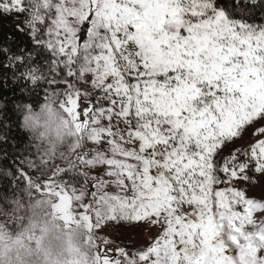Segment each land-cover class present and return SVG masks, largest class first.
<instances>
[{"label": "snow or ice", "instance_id": "6c2138e0", "mask_svg": "<svg viewBox=\"0 0 264 264\" xmlns=\"http://www.w3.org/2000/svg\"><path fill=\"white\" fill-rule=\"evenodd\" d=\"M3 90L0 213L43 197L46 264H264V0H0Z\"/></svg>", "mask_w": 264, "mask_h": 264}, {"label": "clouds", "instance_id": "9594fccd", "mask_svg": "<svg viewBox=\"0 0 264 264\" xmlns=\"http://www.w3.org/2000/svg\"><path fill=\"white\" fill-rule=\"evenodd\" d=\"M29 133L30 143L33 146H46V141H41L38 134ZM61 145H58L59 149ZM59 250L48 239L43 242L42 250H37L27 239V233L22 231L13 234L6 229L0 230V264H46L45 253L55 259Z\"/></svg>", "mask_w": 264, "mask_h": 264}, {"label": "rangeland", "instance_id": "374dc122", "mask_svg": "<svg viewBox=\"0 0 264 264\" xmlns=\"http://www.w3.org/2000/svg\"><path fill=\"white\" fill-rule=\"evenodd\" d=\"M42 86L46 87V85H42ZM66 144H67V141H66ZM66 144L61 145V147L58 149V152L66 151ZM40 199H43V197L40 196L38 198H31V201H30L29 198H27L24 195L21 199L23 202V208L18 213V215H12L11 213L9 214L0 213V224H6V226L3 229H6L7 231L13 234H18L22 232L25 227L28 226L30 220H34L38 224L36 234L39 235V226L43 225L46 219H50V217H46L45 214L50 213L51 211L47 207L33 210V208L31 207V204H34L36 200H40ZM56 223L60 225L61 229H63L61 226V221H56ZM111 235H113V233L109 232V236ZM48 240L50 243H53L55 245L57 250H60V248L62 247L61 240H55L51 238H49ZM30 243L32 244L33 247L36 246L34 241H31Z\"/></svg>", "mask_w": 264, "mask_h": 264}, {"label": "trees", "instance_id": "16d2710c", "mask_svg": "<svg viewBox=\"0 0 264 264\" xmlns=\"http://www.w3.org/2000/svg\"><path fill=\"white\" fill-rule=\"evenodd\" d=\"M42 88H43V86H42ZM0 95H2L3 97H6L7 99L4 100V103L7 104V105H9V106H11L12 103H13V101L16 100V98L19 95V93H17V96H13V94H12L11 91L3 90L2 93H0ZM43 96H44L43 91L42 90H39L38 91V100H39V103H43ZM29 102H32V101H29ZM37 110H38V106H37ZM10 118L13 121H16L17 124L22 120V117L17 116V115H11ZM11 135L21 145L24 144V143H28L30 141V137H29L28 133L26 132V130L21 129V128L17 127L16 125H13V127L11 129ZM19 196L22 199V197L24 196V194L21 192L19 194ZM38 197H40V195L38 193L37 194H34L32 196V198H38ZM12 215H14V214H12ZM61 226L63 228V223L62 222H61Z\"/></svg>", "mask_w": 264, "mask_h": 264}]
</instances>
